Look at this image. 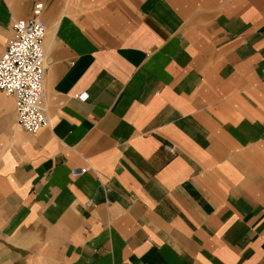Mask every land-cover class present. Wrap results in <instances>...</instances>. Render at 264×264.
<instances>
[{"label": "crops", "instance_id": "0c3cea01", "mask_svg": "<svg viewBox=\"0 0 264 264\" xmlns=\"http://www.w3.org/2000/svg\"><path fill=\"white\" fill-rule=\"evenodd\" d=\"M37 2L49 123L0 91V264H264V0H0V58Z\"/></svg>", "mask_w": 264, "mask_h": 264}, {"label": "built area", "instance_id": "2783aa9c", "mask_svg": "<svg viewBox=\"0 0 264 264\" xmlns=\"http://www.w3.org/2000/svg\"><path fill=\"white\" fill-rule=\"evenodd\" d=\"M43 11L44 3L37 2L31 16L13 22L14 34L0 58V91L15 97L17 122L30 133L49 123L44 87L48 66L44 49L47 23ZM82 172L84 169L73 173Z\"/></svg>", "mask_w": 264, "mask_h": 264}]
</instances>
